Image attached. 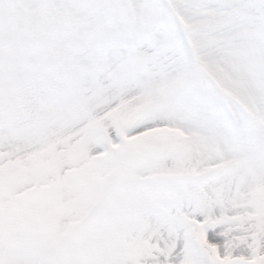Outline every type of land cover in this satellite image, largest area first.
<instances>
[{
	"label": "snow or ice",
	"instance_id": "1",
	"mask_svg": "<svg viewBox=\"0 0 264 264\" xmlns=\"http://www.w3.org/2000/svg\"><path fill=\"white\" fill-rule=\"evenodd\" d=\"M0 264H264V0H0Z\"/></svg>",
	"mask_w": 264,
	"mask_h": 264
}]
</instances>
